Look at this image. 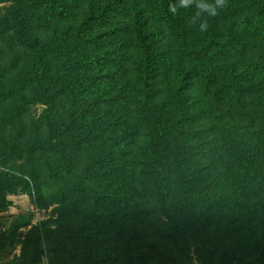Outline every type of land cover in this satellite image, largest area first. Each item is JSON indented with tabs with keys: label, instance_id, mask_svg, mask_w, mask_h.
Masks as SVG:
<instances>
[{
	"label": "trees",
	"instance_id": "obj_1",
	"mask_svg": "<svg viewBox=\"0 0 264 264\" xmlns=\"http://www.w3.org/2000/svg\"><path fill=\"white\" fill-rule=\"evenodd\" d=\"M126 1L0 0L10 3L0 45L23 55L0 61V103L15 98L18 116L24 98L44 100L49 138L39 143L55 139L58 158L49 171L70 174L85 149L79 194L115 211L117 257L101 255L97 208L75 228L34 226L21 264L43 256L45 240L68 264H264V0H227L203 33L195 8L169 11L176 0L119 8ZM106 11L126 34L111 48ZM25 146L0 138V160ZM1 178L35 186L32 176Z\"/></svg>",
	"mask_w": 264,
	"mask_h": 264
},
{
	"label": "rangeland",
	"instance_id": "obj_2",
	"mask_svg": "<svg viewBox=\"0 0 264 264\" xmlns=\"http://www.w3.org/2000/svg\"><path fill=\"white\" fill-rule=\"evenodd\" d=\"M9 4L8 2L0 4V16L5 15L6 7ZM132 4L133 1H126L119 8L125 7V5L132 6ZM105 13L104 27L108 28L107 30H110L111 33H115V35L107 37L103 44L106 48H111L122 40V37H125L126 34H123L122 23L118 26V21L115 19L118 27H114V25H111L113 14L107 11ZM155 13H158V11H155ZM62 24L65 23L62 22ZM104 45L103 49H105ZM4 46L0 45V61L6 60V62H9L14 55L15 57L19 56V59L23 57L22 53L15 54V52L19 51L14 50L10 53ZM119 52L120 50L115 49L112 55L116 57ZM108 54L110 53H101L99 56ZM24 99L27 100L28 104L22 105L15 111V114H19L18 116H14V110L17 105L13 104L16 101L15 98H9L6 102L0 103V120L5 118L8 111L13 119L11 124H5L3 129L0 130V138L7 137V140L26 144L25 149L21 151V155L12 152L11 157L8 156L4 161L0 160V264H21L22 261L19 256L22 252L23 242L26 241L25 236L34 226L41 223L44 228L54 229L58 225L62 228V225L67 222L71 223L70 225L75 228V222L82 217L91 220L89 216L98 212L97 208L102 210V212H99L102 217L101 219L100 217L93 218L94 226L92 228L93 233H95L93 235L97 236V238L104 236L105 239L99 243V246L108 248V251L105 252H103L104 249H101V255L110 260L117 257V253L115 254V250H113L115 241L110 237L114 226L108 223L109 219H113L115 211L103 206V202L95 203L92 206L87 197L83 198L79 194L81 192L79 191L80 186L77 178L85 160V149L82 151L75 149V166L70 174L50 172L49 167L55 164L58 159L52 149L55 139L53 141L49 139L43 141V145L39 143L43 138H49L47 124L43 118L47 106L42 103L44 100L39 98ZM29 103L32 104L29 105ZM9 113L8 117H10ZM63 113L64 109L62 107L55 109L53 112L54 115L58 116ZM32 147L34 148L32 149ZM1 153L2 151H0ZM4 173L13 174L18 180L21 176H25V178L32 176L35 186L30 192L21 191L11 185V181L1 178ZM117 186L120 188L119 183ZM74 189L77 193L73 194L72 191ZM67 194L70 195L68 196ZM66 201L70 202L65 207L66 209H63L62 205ZM70 208L73 209L69 212ZM153 226L159 230L157 222L151 224L150 227L153 228ZM89 230L90 228L86 231ZM159 232L162 236L163 231H156L152 236L158 237ZM137 235H141V232H137ZM40 249L44 252L43 256L36 258L37 260L31 264H68L67 259L60 252L57 255L52 252L49 240H45Z\"/></svg>",
	"mask_w": 264,
	"mask_h": 264
},
{
	"label": "clouds",
	"instance_id": "obj_3",
	"mask_svg": "<svg viewBox=\"0 0 264 264\" xmlns=\"http://www.w3.org/2000/svg\"><path fill=\"white\" fill-rule=\"evenodd\" d=\"M226 6L227 0H176L169 6V11L176 15L180 9L195 8L191 24L203 33L208 31L209 19L219 16Z\"/></svg>",
	"mask_w": 264,
	"mask_h": 264
}]
</instances>
